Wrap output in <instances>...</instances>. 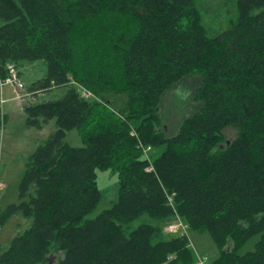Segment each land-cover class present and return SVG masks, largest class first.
<instances>
[{"label":"trees","instance_id":"1","mask_svg":"<svg viewBox=\"0 0 264 264\" xmlns=\"http://www.w3.org/2000/svg\"><path fill=\"white\" fill-rule=\"evenodd\" d=\"M236 4L233 26L211 35L198 0H0V71L44 62L24 110L29 126L57 124L28 156L18 201L0 209L2 225L33 220L0 264H194L189 236L163 229L176 214L210 235L209 264H264V0ZM181 84L194 108L168 135L162 102ZM75 128L79 147L65 141ZM107 169L116 199L90 216Z\"/></svg>","mask_w":264,"mask_h":264},{"label":"rangeland","instance_id":"2","mask_svg":"<svg viewBox=\"0 0 264 264\" xmlns=\"http://www.w3.org/2000/svg\"><path fill=\"white\" fill-rule=\"evenodd\" d=\"M198 5L201 10L203 23L211 35H216L218 32L231 28L238 16L236 0H198ZM2 23L3 20L0 18V24ZM25 63L26 64L23 65L24 78L22 77V79L26 86H29L33 81L37 80L38 77V79H41L45 75L46 66L42 61H25ZM182 84L174 86L173 89L166 94L162 102V112L164 114L163 122L168 135L175 132L182 120V117L189 114L192 108H194V101H188L192 92V85H189L188 87L187 85ZM7 87L8 86H6V88ZM9 88L12 90L11 86L8 87V89ZM66 89V87H61L39 91L36 93V101L56 99L63 95ZM21 92L24 91L22 90ZM28 97L31 96H25L20 99L18 98L19 100L14 102L20 104V107L21 105L25 106L31 102V100L27 99ZM9 104H5L3 112L0 111L1 210H5L11 203L18 201L19 184L27 167L26 163L28 155L57 128L55 119L50 120L43 128L40 129L36 126H29L27 124V113L25 110L17 112L14 110L10 111L8 108ZM5 110L9 111L7 118H5ZM226 132L229 139L234 138L237 134L236 128L232 127L228 128ZM65 141L77 147L84 144L82 137L76 128L67 131ZM151 153H153V151ZM155 153L158 155L160 150L155 149ZM110 176L112 177L110 178ZM114 177V172H112L111 169L98 170V183L99 188L103 192V198L98 208L90 216H95L103 209L110 207L112 202L116 199L118 184ZM174 219L175 218H172L163 222V229L165 233L167 232V236L176 234L185 235L183 229H179L177 231L170 230V223ZM149 220H151V218L144 214L143 216L134 219L131 222V225L136 226L143 221ZM32 221V218L26 217L20 212L9 217L8 220L0 227V250L8 248L12 239L29 228ZM189 234V245L196 253V262L194 264H200L201 259H204L205 264H209L210 261L219 254V249L211 239L210 235L208 233L202 235L192 233L190 228ZM248 243L243 247L242 251L254 248L253 243ZM57 257L58 255L53 254V261H55Z\"/></svg>","mask_w":264,"mask_h":264},{"label":"built area","instance_id":"3","mask_svg":"<svg viewBox=\"0 0 264 264\" xmlns=\"http://www.w3.org/2000/svg\"><path fill=\"white\" fill-rule=\"evenodd\" d=\"M6 86H11L15 88V91L17 93L16 98L20 99V98H24L25 96H31L32 92H26L25 88H26V84L24 83L22 76L20 74V71L17 67V65L15 63H10L7 66V74L3 75L0 71V111H4L5 109V104L7 103L8 99L5 95V89ZM24 92H21V91ZM79 90L81 92V94L85 97H92L94 96V94L88 90L87 88L83 87L82 85H79ZM4 121V120H3ZM132 135L137 136L136 131L132 132ZM145 156L150 159V154L152 152V145L147 144L145 145L142 141H139L138 144ZM153 166H149L147 168V170H152ZM170 202L172 203V198L170 197ZM1 223H0V227H1ZM179 229H183L184 233L190 237L189 234V226L183 221V219L181 218V216H179L178 214L175 215V219L170 223V230H179ZM196 250V249H195ZM200 264H205L204 259H201Z\"/></svg>","mask_w":264,"mask_h":264},{"label":"crops","instance_id":"4","mask_svg":"<svg viewBox=\"0 0 264 264\" xmlns=\"http://www.w3.org/2000/svg\"><path fill=\"white\" fill-rule=\"evenodd\" d=\"M23 66H21L19 69H20V71H21V75H22V77H23ZM24 78V77H23ZM39 78V77H38ZM38 78H37V80H38ZM36 81V80H35ZM34 82V81H33ZM32 82V83H33ZM8 87H10V86H8ZM8 87L5 89V95H6V97H7V99H9L8 101H7V103L6 104H9L8 105V108H9V110L11 111V110H14L15 112H17V111H22V110H24V105H21V107H20V104H18L17 102H14V101H17V100H19V99H17L16 98V95H17V93H16V91H15V88L14 87H12V90L9 88L8 89ZM20 107V108H19ZM6 111V110H5ZM8 113H9V111L7 110L6 111V118H7V116H8ZM48 123V122H47ZM44 125H46V123L44 124ZM44 125H43V127H44ZM40 129V128H39ZM31 154V153H30ZM29 154V155H30ZM28 155V156H29Z\"/></svg>","mask_w":264,"mask_h":264}]
</instances>
